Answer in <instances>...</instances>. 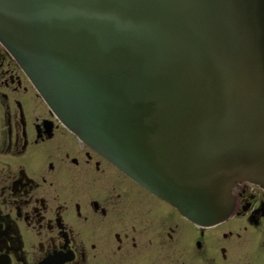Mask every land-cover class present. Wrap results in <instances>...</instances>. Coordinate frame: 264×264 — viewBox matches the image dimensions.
Returning <instances> with one entry per match:
<instances>
[{
  "label": "water",
  "instance_id": "95a60500",
  "mask_svg": "<svg viewBox=\"0 0 264 264\" xmlns=\"http://www.w3.org/2000/svg\"><path fill=\"white\" fill-rule=\"evenodd\" d=\"M0 40L66 127L193 222L264 188V0H0Z\"/></svg>",
  "mask_w": 264,
  "mask_h": 264
},
{
  "label": "flooded vegetation",
  "instance_id": "af4514ba",
  "mask_svg": "<svg viewBox=\"0 0 264 264\" xmlns=\"http://www.w3.org/2000/svg\"><path fill=\"white\" fill-rule=\"evenodd\" d=\"M191 222L67 129L0 41V264H264V189Z\"/></svg>",
  "mask_w": 264,
  "mask_h": 264
}]
</instances>
